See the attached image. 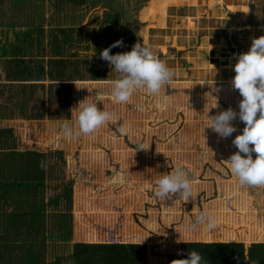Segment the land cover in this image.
<instances>
[{"label":"rangeland","instance_id":"obj_1","mask_svg":"<svg viewBox=\"0 0 264 264\" xmlns=\"http://www.w3.org/2000/svg\"><path fill=\"white\" fill-rule=\"evenodd\" d=\"M11 1L15 0L0 2ZM242 1L244 6L240 12L234 6L240 0L17 2V12L31 16L30 24L35 25L36 30H48L50 24L63 30L58 32L63 42L59 55L68 56L67 51L71 49V58L76 60L84 80L93 77L102 80L73 81L76 85L69 82V96L63 102L61 99L49 102L44 98L41 149L46 176L38 199L43 203L40 213L44 225L45 264H71L72 240L61 237L64 229L60 223L65 222L69 213L61 193L62 188L76 182L86 189L92 201H96L91 203L92 211L113 212L117 215L115 220L123 217L130 230L128 236L131 227L136 232L135 224L123 214L144 212L145 215L137 216L142 231L154 233L163 231L159 221L168 223L173 217L172 210L179 207L182 209L178 218L180 226L174 233L177 236L169 233L168 237L182 252L185 249L181 238L216 240L225 230L227 237L244 240L256 241L264 235L261 233L257 237L256 230L257 222L264 226V187L239 185L226 161L239 151L232 141L245 126L238 115L243 97L230 80L235 75L234 64L239 54L250 49L253 38L264 35V0H259L258 8L254 0ZM247 8L249 11L245 12ZM114 33L115 39L120 38L123 44L111 48L110 54L130 51L139 42L158 50L159 58L175 70V78L159 95H148L140 89L129 103L119 104L110 99L109 81L118 78L119 73L112 70L113 66L99 53L115 42L111 39ZM67 36L71 38L68 49L69 44L64 42ZM16 38H20L18 34ZM12 40L0 38V50L4 46L7 50L9 42H16ZM209 44L211 49L208 52ZM40 46L34 55L44 57V38ZM64 46L67 50L63 52ZM94 52L96 54L92 55ZM49 58L53 56L43 58L45 66ZM42 83L47 86L48 81L43 78ZM45 92L47 94V90ZM55 94L62 98L63 91ZM97 95L105 96L102 103L97 102V107L115 113L120 118L119 126L126 127L128 133L120 134L118 126L109 123L88 136L72 139L62 136L61 125L65 120L73 126L76 124L78 103L94 100ZM216 99L218 107L208 111ZM229 107L237 113L236 119L231 121L236 131L221 138L206 127L208 116ZM7 116L14 120L20 117L16 108L11 112L4 110L1 117ZM48 137L53 139V144L49 143ZM148 142L147 152H135L138 145ZM16 143L10 133L0 135L1 160H9L5 155L9 148L25 151L21 143ZM252 156L255 159L256 153L253 152ZM1 163L0 172L5 168L8 171L9 167L5 165L9 162ZM178 166L188 174L194 200L201 201L207 207L206 210L202 208L203 211L214 216L217 227L213 231H205L204 225H198L195 230H190V225L184 228L188 221L185 212L188 207L179 205L182 197L173 201L176 206H172L171 199L161 201L155 196L158 179ZM51 198H56V203L51 202ZM83 206L80 210L89 211L87 205ZM3 209L5 212L11 210L7 205Z\"/></svg>","mask_w":264,"mask_h":264},{"label":"trees","instance_id":"obj_2","mask_svg":"<svg viewBox=\"0 0 264 264\" xmlns=\"http://www.w3.org/2000/svg\"><path fill=\"white\" fill-rule=\"evenodd\" d=\"M18 1L23 0L0 2V22L3 25L9 27L26 22L27 18L32 21L31 16L17 12ZM234 6L240 12L244 6L243 1L240 0ZM39 30L41 31L40 28ZM115 35L116 33L111 39L120 40L115 39ZM26 37L28 38H14L16 42H9L7 50L6 46L0 50V135L10 133L13 141L21 143L25 148V151L9 148L7 154L3 153L7 155V160L9 158L8 161L1 160L0 154V166L1 162H9V165H5L9 170L1 168L3 172H0V264H45L44 225L40 213L43 203L38 199L46 176L45 169L40 167L44 159L41 149L44 98L49 102L52 99H61L63 102L69 96V82L102 81L94 77L84 80L73 58H49L45 66L43 57L34 55L41 48V36L33 38L26 34ZM54 37L55 34L49 38L50 41L55 42ZM110 50L112 51L111 48ZM43 78L48 81L47 86L42 83ZM57 81L59 82L56 83ZM60 90L63 91L62 98L55 94ZM12 108H16L19 118L14 120L10 116L1 117L4 110L11 112ZM48 141L53 144L52 138L48 137ZM62 189L61 194L67 202L69 213L65 216V222L62 220L60 223L64 229L61 237L72 240L69 254L71 264H171L174 259H188L192 251L199 252L204 259L202 264H264V235L258 237L261 233L264 234V226L259 222L256 226V241L227 237L225 230L221 236L218 235L220 239L216 240L181 238L185 249L182 252L168 237L169 233L177 236L174 233L176 227L180 226L178 218L182 210L179 207L172 210L173 217L168 223L159 221L164 234L142 231L143 227L137 216L145 215L144 212L123 214L130 217L131 224H135L136 232L131 227V235L128 236L130 230L123 217L115 220L117 215L113 212L92 211L91 203L96 201H92L85 192L86 189L81 188L77 182ZM177 199L176 196L171 198L172 206H176L173 201ZM180 200L179 205L188 207L185 210L188 221L184 226L188 228L195 221L196 215L203 211L202 208L206 210L207 207L201 201L194 200V197L186 204L182 198ZM50 201L56 203V198H51ZM83 204L89 207V211L80 210ZM6 205L11 208L10 211L5 212L3 208ZM54 262L55 260L51 263Z\"/></svg>","mask_w":264,"mask_h":264},{"label":"clouds","instance_id":"obj_3","mask_svg":"<svg viewBox=\"0 0 264 264\" xmlns=\"http://www.w3.org/2000/svg\"><path fill=\"white\" fill-rule=\"evenodd\" d=\"M248 11L247 8L245 12ZM122 44V40H117L99 53L103 60L113 66L112 70L119 73L118 78L109 81L110 99L115 103L126 104L131 102L133 94L140 89H144L148 95H159L161 90L175 78V70L159 58L158 50L139 42L135 43L130 51L110 54V48L121 47ZM210 49L211 45L208 52ZM95 54L94 52L92 55ZM234 71L232 86L243 97L239 102L238 115L245 126L242 133L237 134L232 141L239 151L233 153L226 161L239 185L264 187V35L253 38L250 49L239 54L234 64ZM214 83L213 81V85ZM104 99V95H97L94 100L80 101L77 105L75 126L65 120L61 125L62 136L69 139L81 135L88 136L109 123L117 125L120 134H127L128 129L119 126L120 118L115 113L97 107V102L102 103ZM217 107L216 99L215 104L208 111ZM236 117L237 113L229 107L208 116L206 127L211 128L219 137L226 138L236 131L231 123ZM149 147L150 142L142 143L137 146L135 152L137 150L147 152ZM253 152L256 153L255 159L252 156ZM40 167L46 168V163L41 161ZM155 196L161 201L169 200L174 196L182 197L184 203L192 200L193 185L187 172L178 166L172 172L162 175L155 186ZM198 225H204L205 231H213L217 227L214 216L208 211L196 215L195 221L190 223V230H195ZM203 261L199 252L192 251L188 259H174L171 264H202Z\"/></svg>","mask_w":264,"mask_h":264},{"label":"crops","instance_id":"obj_4","mask_svg":"<svg viewBox=\"0 0 264 264\" xmlns=\"http://www.w3.org/2000/svg\"><path fill=\"white\" fill-rule=\"evenodd\" d=\"M254 3L256 5V7L258 8L259 7V0H254ZM30 22H31L30 20H26V22H21L19 24L16 23V24L11 25L9 27H7L6 25H3L4 23L0 22V38H13L14 39V38H16L17 34L20 38H28V37H26V34L31 35L33 38H40V36H41V38H44V52H46V54L43 58L50 57V56L61 57V58H64V57L71 58V49H69L67 51L69 53L68 56L59 55L61 52V48H63V46H61V44H63V42H61V38H59L58 32L63 31V30H61L58 26L54 27V26H51V24H50V26L48 27L49 28L48 30H41V31L39 30L38 31V29L37 30L35 29L36 26L33 24H30ZM41 26L42 25H40L38 27H41ZM45 32H47V33H45ZM37 34H40V35L37 36ZM48 34H49V37H46ZM53 34H55V37H54L55 42L49 41V38H52ZM23 35H25V36H23ZM69 40L71 41V38H70V36H67V39L64 41L65 45L69 44L67 49L70 48ZM47 45H48V47L49 46L51 47L50 48L51 50L48 49ZM65 47L66 46H64L63 52L67 50ZM232 79H230V80H232Z\"/></svg>","mask_w":264,"mask_h":264}]
</instances>
